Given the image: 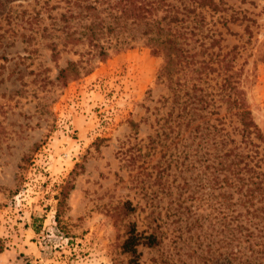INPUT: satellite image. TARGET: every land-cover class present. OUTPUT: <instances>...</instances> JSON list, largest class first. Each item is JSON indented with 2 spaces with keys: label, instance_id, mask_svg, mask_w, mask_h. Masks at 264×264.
<instances>
[{
  "label": "rangeland",
  "instance_id": "obj_1",
  "mask_svg": "<svg viewBox=\"0 0 264 264\" xmlns=\"http://www.w3.org/2000/svg\"><path fill=\"white\" fill-rule=\"evenodd\" d=\"M221 1L202 11V52L160 76L164 56L143 44L100 60L75 43L110 20L82 9L94 0H0V264L221 263L228 211L204 118L175 122L194 84L218 92L231 69L264 134V0ZM69 62L79 75L63 82ZM132 224L163 238L137 262L123 251Z\"/></svg>",
  "mask_w": 264,
  "mask_h": 264
},
{
  "label": "trees",
  "instance_id": "obj_2",
  "mask_svg": "<svg viewBox=\"0 0 264 264\" xmlns=\"http://www.w3.org/2000/svg\"><path fill=\"white\" fill-rule=\"evenodd\" d=\"M109 1L104 9H100L97 0L82 7L94 17L105 11L110 20L102 18L97 22L92 18L85 26L86 42L80 37L75 43L95 49L100 60H104L111 49L119 52L143 44L153 53L164 56L160 76L171 74L179 61L187 62L191 50L198 47L202 52L207 37L204 35V9L214 13L227 10L221 6V0ZM110 36L114 42H101V38ZM202 63L206 67L204 60ZM217 63L219 65V60ZM76 66L69 62L58 79L65 82L70 73L78 76ZM230 70H224L218 92L208 88L205 91L197 89V92L194 84L189 97L192 101L178 108L175 122L190 118L191 124L196 113L204 118L205 161L212 181L220 184L223 207L228 211L221 219L226 251L220 255V264H264V134L253 119L245 90L240 81L234 79V74H228ZM172 112L174 116L175 111ZM214 115L217 118L213 119ZM213 120L218 122L213 123ZM162 240L157 233L145 235L132 224L123 251L133 255L137 262L140 245L156 247ZM2 251L3 246H0Z\"/></svg>",
  "mask_w": 264,
  "mask_h": 264
}]
</instances>
